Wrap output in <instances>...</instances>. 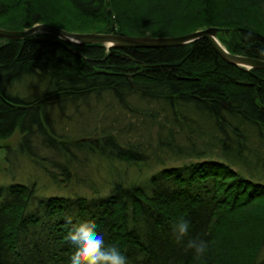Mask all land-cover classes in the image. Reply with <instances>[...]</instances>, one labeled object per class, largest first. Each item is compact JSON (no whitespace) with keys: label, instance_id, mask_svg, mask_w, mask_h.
Here are the masks:
<instances>
[{"label":"trees","instance_id":"16d2710c","mask_svg":"<svg viewBox=\"0 0 264 264\" xmlns=\"http://www.w3.org/2000/svg\"><path fill=\"white\" fill-rule=\"evenodd\" d=\"M36 23L133 36L213 26L223 29L218 39L230 53L264 59V0H0V27ZM29 79L40 85L34 98L13 93L12 85ZM93 93L134 114L144 102L157 122L154 154L165 149L197 159L163 166L145 180L110 183L103 195L41 197L35 183H0V264H70L68 234L85 221L127 264H264V69L225 61L205 38L157 48L61 43L48 33L0 38V147L19 130V149L34 155L31 139L39 135L51 152L48 164L64 180L76 151L85 149L106 160L150 162L147 149L119 137L124 129L114 118L102 136L69 140L53 131L50 108L61 111ZM175 127L190 131L189 143L177 139ZM204 137V146L212 150L217 141L222 155L205 156L198 141ZM240 159L252 165L249 175L237 168ZM181 219L190 228L177 242L173 226ZM197 238L207 242L200 259L186 248Z\"/></svg>","mask_w":264,"mask_h":264},{"label":"rangeland","instance_id":"374dc122","mask_svg":"<svg viewBox=\"0 0 264 264\" xmlns=\"http://www.w3.org/2000/svg\"><path fill=\"white\" fill-rule=\"evenodd\" d=\"M35 80L29 79L18 82L12 85L13 87L11 86V90L13 93H19L23 98L30 100L39 91L40 85ZM134 98L129 99L128 97L127 99H129V103L139 106L136 97ZM151 106L152 104L147 105V107L153 108ZM140 108H142V113L134 114L125 108V110L122 109L116 103V100L107 96L106 93H93L86 101L78 102L75 105H68L61 111L55 106L50 108V126H52L53 131L57 135L65 136L69 140H76L85 137L92 138L100 134L102 136L103 126L107 124L109 127L110 124L114 126L115 122L112 120L114 118L117 120L116 128L124 129V132H120L119 137L128 139L133 148L139 146L140 148L147 149L151 157L150 162L127 163L106 160L103 156L97 153L91 154V152L85 149V151H76L75 163H73L76 167L70 168V179L64 180L59 171L48 164V159L46 158H51V152L40 145V136L33 134L31 146L36 154L30 155L27 151L19 149L18 144L22 140V135L19 130H15L11 137L4 141V144H7V146L0 147V183H35L36 194L41 197L48 195H103L109 189L110 183L119 180L126 182L145 180L152 172L163 166H179L187 164L190 160L197 159L196 157L173 156L165 149L161 152L158 151L157 155L154 154V150L156 149L155 135L157 132V122L151 124L149 115L144 111L146 108L144 102L141 103ZM197 120L202 122V119ZM202 125L206 126L207 124L202 123ZM177 128L175 127L177 139L182 140V144L189 143L190 141L187 138L190 131L188 129L178 131ZM112 131L116 133V130L113 129ZM37 133L38 131H36ZM204 138L198 141L199 148L208 150L205 156L211 155L213 158H218L222 155L217 141H215L216 145L212 142L210 143L213 144V149L211 150V148L204 146V142H207L206 139L209 138ZM155 159L158 160L156 161ZM160 159L163 161L161 162ZM64 160L65 158H62L58 161ZM240 160L242 164H237V168L249 175V168H252V165L242 159ZM51 171L57 173L56 179L50 175ZM257 262H259V257Z\"/></svg>","mask_w":264,"mask_h":264},{"label":"water","instance_id":"95a60500","mask_svg":"<svg viewBox=\"0 0 264 264\" xmlns=\"http://www.w3.org/2000/svg\"><path fill=\"white\" fill-rule=\"evenodd\" d=\"M227 31V30H225ZM222 28L207 27L179 36H150V35H123L115 32H71L63 28L47 23H36L22 30H11L0 27V38L21 39L36 33H48L57 37V41L63 43L84 44L102 43L107 47H136L157 48L186 44L199 38H205L213 46L219 56L225 61L246 69H264V59L230 53L218 39V33Z\"/></svg>","mask_w":264,"mask_h":264},{"label":"clouds","instance_id":"9594fccd","mask_svg":"<svg viewBox=\"0 0 264 264\" xmlns=\"http://www.w3.org/2000/svg\"><path fill=\"white\" fill-rule=\"evenodd\" d=\"M190 222L181 219L174 226L177 242H181L189 233ZM67 239L75 246L70 264H127L126 256L119 248L105 246L104 239L91 222H81L69 232ZM186 248L193 251L195 258H202L207 251V242L203 239H190Z\"/></svg>","mask_w":264,"mask_h":264}]
</instances>
